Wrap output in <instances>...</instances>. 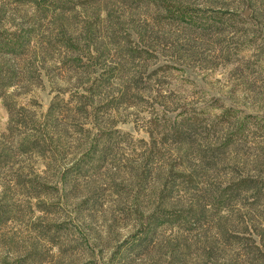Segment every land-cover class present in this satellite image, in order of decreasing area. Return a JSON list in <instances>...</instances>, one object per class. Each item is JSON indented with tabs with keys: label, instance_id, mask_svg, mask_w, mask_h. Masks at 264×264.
<instances>
[{
	"label": "rangeland",
	"instance_id": "374dc122",
	"mask_svg": "<svg viewBox=\"0 0 264 264\" xmlns=\"http://www.w3.org/2000/svg\"><path fill=\"white\" fill-rule=\"evenodd\" d=\"M165 1L0 0V30L27 38L0 54L17 77L0 96V264H264V191L217 205L226 183L264 180V0ZM185 115L210 125L191 145L168 135ZM162 209L181 218L149 225Z\"/></svg>",
	"mask_w": 264,
	"mask_h": 264
},
{
	"label": "trees",
	"instance_id": "16d2710c",
	"mask_svg": "<svg viewBox=\"0 0 264 264\" xmlns=\"http://www.w3.org/2000/svg\"><path fill=\"white\" fill-rule=\"evenodd\" d=\"M15 3H31L36 8L41 10L42 12H52L56 10L61 11H68L73 10L76 7H83L87 5L94 4L98 2L99 0H8ZM145 1V0H144ZM149 1V0H147ZM150 1H156V0H150ZM160 4L166 9L171 10V6L167 3L165 0H160ZM184 14L193 16L192 14H187L185 12ZM27 45V38L25 35H20L16 31L7 30V29H1L0 30V54L5 57L9 56L11 58L19 56L23 54L26 50ZM10 59V58H9ZM17 77L16 73L14 72L13 68L10 66L5 70L4 68L0 69V96L3 94L4 90L13 84H15ZM7 104V109L9 110V116L10 120L13 123L15 118L14 116L18 115L17 112H12L11 105ZM15 114V115H14ZM19 116V115H18ZM224 117V115H223ZM252 121H250L251 123ZM11 123V125H12ZM172 127L170 131H168V135L171 136L175 143L183 144V145H191L196 138L202 134V132H208L209 133V126L207 124V121L197 115H185V117H182L181 119H176L173 121ZM248 122H241L238 131H234L232 134L229 135L228 138L224 142L218 143L214 146H210L209 150L207 152H210L212 156H215V158H218L221 154L227 153L229 150V147L236 143L232 141V137L242 138L244 137V131L247 129ZM12 130V128H11ZM239 132V133H238ZM206 138V137H204ZM32 143H27V149L35 148L39 141L36 139L31 141ZM94 150V149H93ZM80 164L82 162H79ZM77 164V166H81L80 164ZM79 168V167H78ZM171 176L173 181L172 182H178L179 177H181L182 181L186 183L188 186H192L193 184V178L191 175H187L183 172H176L171 171ZM264 191V180L258 179L255 177H240L239 179L226 183L225 187L223 189H219L220 196L217 201V205L219 207L229 204L231 200H236L238 198H241L243 193H249L258 195V193H262ZM163 210V211H162ZM159 211L152 212L150 216V223L155 219H165L167 221H170V218H173L174 220H179L181 215L173 214L171 211H167L168 209H162ZM5 212L3 210V207H0V220L3 219L5 216Z\"/></svg>",
	"mask_w": 264,
	"mask_h": 264
}]
</instances>
